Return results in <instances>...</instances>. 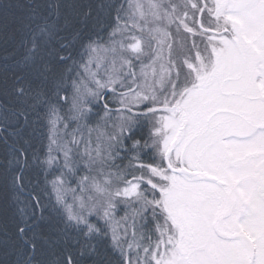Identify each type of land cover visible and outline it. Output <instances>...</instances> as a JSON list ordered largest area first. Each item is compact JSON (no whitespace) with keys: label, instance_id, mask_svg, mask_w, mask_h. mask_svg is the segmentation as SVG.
Masks as SVG:
<instances>
[{"label":"snow or ice","instance_id":"6c2138e0","mask_svg":"<svg viewBox=\"0 0 264 264\" xmlns=\"http://www.w3.org/2000/svg\"><path fill=\"white\" fill-rule=\"evenodd\" d=\"M0 264H264V0H0Z\"/></svg>","mask_w":264,"mask_h":264}]
</instances>
